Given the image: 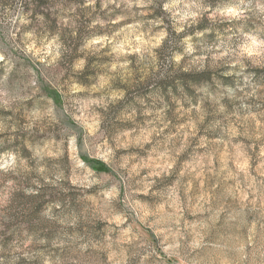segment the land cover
I'll use <instances>...</instances> for the list:
<instances>
[{"label": "clouds", "instance_id": "clouds-1", "mask_svg": "<svg viewBox=\"0 0 264 264\" xmlns=\"http://www.w3.org/2000/svg\"><path fill=\"white\" fill-rule=\"evenodd\" d=\"M0 264H264V0H0Z\"/></svg>", "mask_w": 264, "mask_h": 264}]
</instances>
